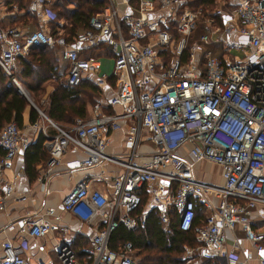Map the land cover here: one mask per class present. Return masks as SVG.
<instances>
[{
    "label": "built area",
    "instance_id": "obj_1",
    "mask_svg": "<svg viewBox=\"0 0 264 264\" xmlns=\"http://www.w3.org/2000/svg\"><path fill=\"white\" fill-rule=\"evenodd\" d=\"M49 1L32 0L29 12L43 22L54 21ZM186 2L121 0L130 10L122 13L114 0H108L107 8L69 43L50 30L30 33L5 27L0 0V67L5 73L13 76L31 50L56 49L66 65L68 86L77 87L95 76L99 90L113 91L106 105L95 104L90 119L65 127L38 111L44 123L33 126L43 134L49 153L46 179L69 151L87 155L82 169L104 164L120 169L118 174L98 176L109 184L110 192L95 189L97 178L91 177L65 196L61 213L34 212L8 227L18 226L31 240L57 232L62 242L59 264H138L133 245L113 249L112 237L120 228L145 227L152 210L164 227L174 224L181 232H195L201 246L187 251L190 255L200 253L212 264H240L238 228L258 254L259 264H264V233L257 227L262 219L257 212L264 210V0H220L212 19L205 21L206 33L197 40L193 36L200 12L183 10ZM173 32L179 35L177 40ZM104 55L113 60L111 76L101 73ZM123 128L128 154L109 156L111 137ZM28 146L15 122L0 132L5 152L0 160V214L11 201L28 200L16 193L8 177V173L24 177L17 161ZM186 147L194 162L180 155ZM195 162L219 166L223 184L197 180ZM199 209L204 218L195 225ZM63 213L97 229L82 261L73 249V231L54 223L62 222ZM230 236L235 251L227 250ZM22 241L27 245L26 239ZM245 255L247 263L253 260L252 254ZM0 264L33 263L21 247L7 240Z\"/></svg>",
    "mask_w": 264,
    "mask_h": 264
},
{
    "label": "trees",
    "instance_id": "obj_2",
    "mask_svg": "<svg viewBox=\"0 0 264 264\" xmlns=\"http://www.w3.org/2000/svg\"><path fill=\"white\" fill-rule=\"evenodd\" d=\"M1 1L7 14L3 21L5 27L27 28L30 33L41 30L39 19L29 12L32 0ZM51 1L48 5L52 8L57 20L49 22L50 32L54 36L61 33L69 43H72L80 32L88 28L92 17L101 14L109 5L108 0H61L58 3ZM218 1L188 0L183 5L182 9L188 8L190 11L201 14L200 26L194 33L193 40L199 39L206 33L203 22L209 18L212 19L213 13L218 8ZM224 1L230 2L231 0ZM19 13L24 14L19 15ZM60 20L64 21V26L61 25ZM173 33L177 40L179 35L176 32ZM214 52L217 55L220 53L219 50H214ZM171 55L172 51L169 50L167 56L170 58ZM64 71H66V65L61 57L49 48L31 50L27 58L19 61L13 76H9L0 67V132L11 122H15L22 130L27 109H30L31 125L34 126L43 121L40 113L21 94L14 80L22 89L28 90L35 99L43 93V90L46 93L49 86L53 87L54 90L48 97L47 105L41 110L54 123L69 127L73 126L76 120H86L88 109L96 103L94 96L99 93V89L95 82H88L86 79L77 87L68 86L63 75ZM44 142L45 138L40 133L37 140L28 146L24 154L25 170L31 179L38 175L37 167L41 164L45 165L49 160V153L44 147ZM4 155L5 152L0 147V160ZM203 218L204 212L199 209L195 225H199ZM124 243L133 245L138 264H188L194 258H183L187 250H194L201 246L194 231L181 232L174 224L168 228L164 227L154 210L147 217L145 227L135 231L120 228L114 233L111 248L117 249ZM84 246L88 249L89 242H84L83 248L85 249ZM74 251L78 259L82 261L85 251L82 253L76 249ZM199 264L212 263L202 260Z\"/></svg>",
    "mask_w": 264,
    "mask_h": 264
},
{
    "label": "crops",
    "instance_id": "obj_3",
    "mask_svg": "<svg viewBox=\"0 0 264 264\" xmlns=\"http://www.w3.org/2000/svg\"><path fill=\"white\" fill-rule=\"evenodd\" d=\"M114 2L117 3L122 13L130 12L129 8L126 5L121 4V0H114ZM232 2L233 0H231L229 3ZM219 6L220 0L218 1V7ZM4 13L6 17L7 14L5 8ZM22 14L24 13H19V15ZM22 30L28 29L22 28ZM223 49L224 48H220V50ZM104 58L110 57L106 55L105 57L101 58V61ZM86 81H92L93 83H96V77L89 76L88 78H86ZM53 90L54 89L52 86L47 88L46 97L42 100L44 106L47 105L48 97L53 92ZM112 92V90L110 91L108 89L99 90V93L95 94L94 96L96 103H102L103 105H106L108 100L112 97ZM94 106H91L88 109V116L86 119H90L92 117ZM107 110L108 109L105 108V111ZM41 123L43 124L44 122L42 121L40 122V124ZM22 132L28 140L29 145L32 142H35L39 137V134L41 133L40 129H36L33 127V125L30 124V109H27L24 114V128L22 129ZM125 132L126 130L125 128H123L122 131L113 134L109 147L107 148V154L109 156L120 158L127 156L128 148L126 145ZM189 151L190 149L186 147L184 150H182L180 155L194 162V160L190 156ZM24 154H21L17 161V168L18 170L24 172V177L17 179L12 173H8V177L14 181L16 193L25 195L28 200L26 202H17L16 200H13L9 203L7 211L4 214H0V257L2 256L3 242L11 240L15 243L16 246L21 247L25 258L31 261L33 264H59L57 254L59 253L62 242L57 232L52 233L47 238L41 240H31L20 234L18 226L14 230H9L8 227L14 223H17L22 217L26 216L27 214H32L34 212H44L47 209H55L57 212L61 213L62 201L65 196L69 194L77 186V184L91 177L97 178H95L96 180L92 184L95 189L100 190L104 193L110 192L111 189L109 184L99 180L98 176L101 174V172H103L105 175H110L112 173L118 174L120 172V169L107 164H104L103 166H99L92 170L82 169L79 166L87 158V155L80 151H69L61 159L59 166L55 168L53 176L48 179H46V176H43L47 167L46 163L45 165L41 164L37 167L38 175L34 179H31L27 176L25 170ZM205 168L209 170L211 174L208 175V172L204 171ZM213 174L217 176L219 180H221L220 185H222V170L219 166L208 162H195V175L197 180L220 186L218 184H214L213 180H211L212 176H214ZM257 213L262 216V219L259 220L257 227L260 228L264 233V210L259 209ZM61 216L63 218L62 222L60 224H58L57 222L54 223L58 226H61V224L68 225L76 237V242L73 243V245L76 243L74 249L78 250V252L81 253L83 251H86L87 249L83 248V244L86 241L89 242L90 238L95 235L97 229L95 227L79 223L77 220L73 219L66 213H63ZM235 237H237V239L239 240L238 248L241 249V251L236 252L240 264H259L258 260L256 259L258 254L254 252L251 244L245 241L244 235L238 228L235 231ZM24 239L28 241L27 245L23 243L22 240ZM235 249L236 244L234 241V236H230L227 244V250L235 251ZM242 249L245 251V254L253 255L252 261L248 263L245 261L246 255L243 254ZM193 260H199L201 262L203 259L200 253H198L195 254Z\"/></svg>",
    "mask_w": 264,
    "mask_h": 264
},
{
    "label": "rangeland",
    "instance_id": "obj_4",
    "mask_svg": "<svg viewBox=\"0 0 264 264\" xmlns=\"http://www.w3.org/2000/svg\"><path fill=\"white\" fill-rule=\"evenodd\" d=\"M53 1V3H58V2H61V0H52ZM51 1V2H52ZM187 2H188V0H187ZM186 2V3H187ZM50 8V7H49ZM185 10L187 9V10H189L190 11V9H188V8H184ZM183 9V10H184ZM50 10L52 11V8H50ZM53 12V11H52ZM191 12H193V11H191ZM196 13H198V12H196ZM201 15V14H200ZM200 16H199V21H200ZM55 20H57V17L55 18ZM54 20V21H55ZM39 21V23H40V26H41V29H45V30H50V28H51V25L49 24V22L47 23V22H43V20H38ZM54 21H50V22H54ZM61 21V25L62 26H64V21H62V20H60ZM199 26H200V23L198 22V28H199ZM203 26L205 27V21L203 22ZM197 36V35H196ZM197 38H199V37H197ZM195 40H197V39H195ZM50 50V49H49ZM51 50H54V51H56V53L58 54V56H60V54H59V52L56 50V49H51ZM101 63H102V74H107L108 76H111L112 75V73H113V60L111 59V58H104V59H102V61H101ZM63 75H64V78H65V76H66V71H64L63 72ZM50 87V86H49ZM24 90V96L27 98V100H28V102L37 110V111H41V112H43L41 109H43L44 108V104H43V102H42V100H43V98H45L46 97V94L47 93H45L44 92V90H43V93L42 94H39L37 97H36V99L35 98H33L30 94H29V91L28 90H25V89H23ZM22 94V93H21ZM66 127V126H65ZM144 150H147V145H145V149ZM205 172H208V175L209 174H211L210 173V171L209 170H207L206 168H205V170H204ZM202 174H204V173H202ZM214 175V174H213ZM211 180H213V183L214 184H218V185H220L221 184V180H219L218 178H217V176H212V178H211ZM85 247V246H84ZM87 247V246H86ZM85 247V249H87ZM191 249H188L187 251H190ZM194 256H195V254H188V252H186L185 253V255L183 256V258H187V259H189V258H194ZM57 258H58V254H57ZM138 260V259H137ZM197 263H200V261L199 260H197V261H195V260H193V259H191V264H197ZM189 264V263H188Z\"/></svg>",
    "mask_w": 264,
    "mask_h": 264
}]
</instances>
